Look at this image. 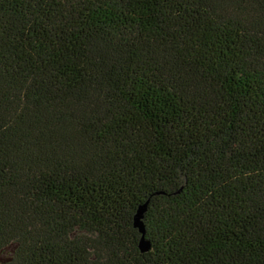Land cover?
Here are the masks:
<instances>
[{"label": "trees", "instance_id": "1", "mask_svg": "<svg viewBox=\"0 0 264 264\" xmlns=\"http://www.w3.org/2000/svg\"><path fill=\"white\" fill-rule=\"evenodd\" d=\"M11 242L5 264H264V0H0Z\"/></svg>", "mask_w": 264, "mask_h": 264}, {"label": "water", "instance_id": "2", "mask_svg": "<svg viewBox=\"0 0 264 264\" xmlns=\"http://www.w3.org/2000/svg\"><path fill=\"white\" fill-rule=\"evenodd\" d=\"M144 208L145 205L139 206L133 216V225L137 227L138 231L140 232L139 248L142 251L146 250L149 246V242L144 238V224L141 220Z\"/></svg>", "mask_w": 264, "mask_h": 264}, {"label": "rangeland", "instance_id": "3", "mask_svg": "<svg viewBox=\"0 0 264 264\" xmlns=\"http://www.w3.org/2000/svg\"><path fill=\"white\" fill-rule=\"evenodd\" d=\"M14 249H15V242H11L0 249V264H5L10 261Z\"/></svg>", "mask_w": 264, "mask_h": 264}]
</instances>
